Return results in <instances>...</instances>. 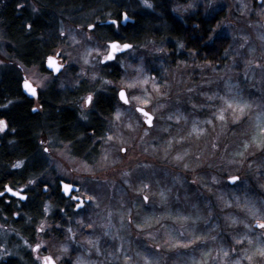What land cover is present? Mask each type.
Instances as JSON below:
<instances>
[{
    "label": "rangeland",
    "instance_id": "rangeland-1",
    "mask_svg": "<svg viewBox=\"0 0 264 264\" xmlns=\"http://www.w3.org/2000/svg\"><path fill=\"white\" fill-rule=\"evenodd\" d=\"M124 1L128 9L139 4V0ZM169 1L175 15L183 17L199 10L201 15L211 16L215 24L211 36L228 37L220 66L199 63L195 53L181 44L174 52L146 44L118 56L114 69L102 68L99 59L103 53L97 57L92 49L106 45V40L94 36L84 23L59 26L58 44L51 54L62 50L65 68L38 91L45 94L51 84L58 91H68L71 105H77L83 116L89 109L83 107L89 91L125 87L140 96L146 89L151 98L146 110L153 116V126H145L135 104L129 107L116 100L112 116L106 118L108 133L98 140V149L91 155L87 151L76 155L70 143L38 133L43 142L36 159L41 171L34 182L67 179L84 185L94 197V214L82 213L67 221L60 238L51 233L38 237L40 249L59 256L57 262L63 263L74 251L69 260L75 264H145L146 258L152 264H233L237 259L240 264H250L246 256L253 257L251 264H260L255 253L257 240L264 244V233L253 224L264 215V198L252 186L258 185V175L263 180L259 185H264V149L257 147L258 125L264 126V0ZM19 2L30 13H38L36 0ZM140 2L141 7L146 6ZM189 4L191 8H187ZM10 42L0 21V78L19 70L20 82L30 78L35 86L33 72L40 77L50 75L38 65L24 66L16 60V46ZM113 70L119 72L116 80L107 78ZM145 78L147 84L126 88L127 83ZM154 83L161 86L159 93ZM233 94L249 107L242 115L228 110L225 120L217 119L218 109L223 107L219 97ZM234 115L240 117L235 123ZM209 119L213 123H206ZM110 135L112 140L107 139ZM45 147L49 152H44ZM121 147L126 148L125 153L119 151ZM177 155L182 159H175ZM86 166L90 171L84 170ZM233 175L239 179L229 184ZM144 196L149 197L147 203ZM249 208L259 211L253 216ZM146 217L152 218L151 226L138 228ZM188 241H193L188 248L180 246ZM224 251L228 257H223Z\"/></svg>",
    "mask_w": 264,
    "mask_h": 264
},
{
    "label": "flooded vegetation",
    "instance_id": "flooded-vegetation-1",
    "mask_svg": "<svg viewBox=\"0 0 264 264\" xmlns=\"http://www.w3.org/2000/svg\"><path fill=\"white\" fill-rule=\"evenodd\" d=\"M152 7L157 8V6L154 5H152ZM145 8H147V5L145 6ZM128 10L131 11L132 9L129 8ZM169 10L170 15L173 16L176 20V26L172 28V35L174 36L173 38H180V34L183 33L184 37L198 41L199 52H193L195 53V55L199 53L200 55H202V49H205L204 57L207 58L212 41L208 40L209 35H211V16L207 14L201 15L200 11L196 10L195 12H189L188 14H185L183 17H181L180 15H175L173 13L171 6H169ZM123 13H127L125 6L122 8H118L116 2H111L109 5H105L103 10H99L97 13H95L94 17L89 20L88 23H85L87 24L86 29L97 38H108L106 42L109 39H118L121 43H126L122 42V39L128 37L127 32L130 31L129 24H132V22H125L124 24H122L121 21ZM130 14L131 12H129V14L127 13V16L129 18ZM157 14L158 16H163V18L160 19V21H163L166 15L163 12ZM113 19H119L120 26L118 29L116 28V26H111L107 23L108 21ZM170 21V19L165 18V21L163 22L168 23ZM90 23L97 25V27H95L93 30H89L88 24ZM61 24H63V21L61 22ZM73 25L80 27L82 24L77 22ZM167 27L169 26L163 25V27H159V29L157 30L159 31V33H161V35H157L159 36V38L171 36L170 31L169 29H167ZM203 30L205 31L204 35L202 33ZM187 35L189 36L187 37ZM177 45H180V43H176V50ZM126 51L116 54V59ZM100 59H102V57H100ZM116 59L107 61L104 64L100 65L102 68H111L113 65H115ZM58 60L62 62L61 57H59ZM204 63L207 64V61H205ZM114 67L115 66H113L111 69H114ZM64 68L62 69V71L64 70ZM43 72L47 71H45L43 68ZM21 82L18 85V98L13 99L10 103H8L5 109L20 104H26L28 106L29 113L33 117V121L30 125L32 129V141L30 145V147L32 148H30V162L29 164H27L25 160H22L23 163L21 167L17 169H13L11 164H8L6 166L18 171L21 168L27 166L35 169L37 165L41 166V164L36 161L37 155L41 153L40 146L42 143L41 138L38 136V132H42L44 136L46 135L50 138L55 137L56 139H59L61 141L68 142L63 139L66 138V136L64 135L69 131L68 123H62L63 121L61 119L62 114H64L65 112L73 113V116H75L74 118H76L79 123L78 125L83 127L85 131L84 135H86L83 136L84 138L82 137L80 141H74L73 143H71L70 148L72 149V151L75 152L76 155L86 153V151L87 155H91L96 151V149H98V140L102 137H105L108 133V120L106 119L107 117L102 116V106L106 102H110L115 105L116 100H118L119 91H116L114 88H110L108 91L96 89L87 92V95L89 93L93 95L94 102L93 104L88 106V113L82 116L79 115L80 112L78 111L77 105H71V101L68 99V91H58L56 89V86L54 84H51L45 91V94L38 91V95L36 97H29L28 95L23 93ZM53 90L56 91V93L54 94L56 98H53ZM36 103L37 107L35 106ZM33 108H36L37 110L32 111ZM2 109H4V107H2ZM52 112L54 113V115ZM142 120H144V117H142ZM60 122L62 123L61 126ZM71 126L73 127V125ZM94 140L97 141L94 142ZM74 144L81 145L79 146ZM2 166L4 165L0 164V168H2ZM0 176H2V173ZM36 176H38V174L26 180L23 186L13 187L14 190L17 191L23 189V192L27 196V199L22 201L18 197H13L8 193H6L4 196H0V263L4 262L5 257L12 256L14 257V259L17 258L16 261H18L19 263L40 264V261L36 259L38 251L39 256L41 257L50 255L46 253L45 249H39L35 253L32 251V248L36 245L38 237L40 235L44 234L45 237L50 235V233L52 234V236L54 234H58V238H60L63 233H65V224L67 221L75 218L77 219L78 216L82 213H88L89 215L95 213V205L93 200H84L83 205L77 208L76 204L79 203V200H73L71 198L73 196H78L83 199L85 195L92 196L90 191L92 190L91 188L88 189L90 191L88 192L87 190H85L84 185L82 186L77 182L61 178H55L53 182H48L44 179H39L37 182H34ZM29 180L33 181V183L30 185L28 184ZM61 181L71 184L72 186L76 187L77 190L71 191L69 195H65L62 191ZM3 185L4 181L2 177L0 178V191H3ZM45 185H48L47 190H45ZM26 202L29 203V217H25L22 215V209L24 208ZM46 206L47 212H45ZM5 207H7V211L10 214L7 217L5 216ZM42 222L44 225H47L45 232L37 233L36 229L41 225ZM26 233L31 236V242H27V239L22 236ZM5 234H8V241L6 242V244L4 240ZM70 252L71 254H69L66 259L62 260L63 263L57 262V264H75L72 260H69L70 257L72 258V253L74 254V251ZM23 257H27V259Z\"/></svg>",
    "mask_w": 264,
    "mask_h": 264
},
{
    "label": "trees",
    "instance_id": "trees-1",
    "mask_svg": "<svg viewBox=\"0 0 264 264\" xmlns=\"http://www.w3.org/2000/svg\"><path fill=\"white\" fill-rule=\"evenodd\" d=\"M1 1L0 21L7 39L11 41L10 43H14L16 46L14 53L15 59L21 62L24 66L38 65L42 71L45 58L51 54L58 44V31L62 21L63 23L67 22V24H74L77 22L85 24V22L88 23L89 20L94 17L95 13L99 10H103L105 5H109L111 2H116L118 8H122L124 7L123 3L125 2L124 0H36L39 10L38 13L32 14L27 10V6L17 9L16 5L18 3L21 4L19 0ZM148 3L157 6L159 9L154 7H141L140 0L139 4L132 7L133 11L126 8L128 14L131 12L130 18L133 22L132 24H129L130 31L127 32L128 37L123 38L122 42L130 43L133 47H141L146 44L161 45L163 48L171 52L176 51V43L179 42L188 50L199 52L198 41L184 37L183 33L180 34V38H173L172 28L176 26V20L169 13V6L171 5L169 0H148ZM160 12H163L166 15L163 21H165V18H168L171 21L168 23L160 21V19L163 18L161 15L158 16L157 13ZM28 24L32 25L31 29L27 27ZM163 25L169 26L167 29H169L171 36H166L165 38H159V36H157L161 35L157 30L159 27H163ZM214 26L215 24L212 21L211 28ZM204 30L202 32L203 35L205 34ZM188 36L189 35H187V37ZM100 39L104 41L108 38ZM229 43L230 41L227 36L215 37L211 41V47L207 58L204 57L205 49H202V55H200V53L196 54L195 58L199 63L207 61V64H211L216 68V65L220 66L222 64L221 57L227 50ZM172 61L176 62V58H172ZM18 72L20 71L15 70L13 73L3 75L0 78V119L5 120L7 123V128L3 132H0V164L4 165L0 168V175L2 173L0 178L3 177L4 184H9L11 187L23 186L26 180L41 171V166L39 165H37L36 169L27 166L21 168L19 171L6 166L22 160H25L26 163L29 164L31 156L30 148L32 147H30V145L32 141V129L30 125L33 121V117L29 113L28 106L26 104H20L5 109L8 103L13 99L18 98V85L21 77ZM118 73V70L112 71L108 74L107 78L116 80L119 75ZM53 98H56L54 94ZM71 98L72 96H69L68 99L71 100ZM2 107H4V109H2ZM113 108L114 105L112 103L106 102L101 109L102 116H112L114 112ZM74 117L73 113L70 112H65L61 117L63 121L61 122L65 124L68 123L69 126V131L64 135L66 138L63 139L70 144L74 141H80L83 136H86L84 135L85 131L83 127L78 125L79 123ZM61 122L60 126L62 125ZM71 125H73V127ZM38 156L39 155H37V157ZM261 178V175L257 176L256 180L259 183H257L258 185L256 186H252V189L257 191L260 196L264 198V193L262 192L264 190L261 189L264 185H259L263 184ZM26 204L22 209V215L29 217V203L26 202ZM7 210V207H5L6 217L10 215ZM22 236L27 239V242H31V236L29 234L26 233ZM23 258L27 259V257ZM16 260L17 258L14 259V257L8 256L5 257L4 262H1L0 264H24L19 263ZM258 262L264 264V259L258 258Z\"/></svg>",
    "mask_w": 264,
    "mask_h": 264
},
{
    "label": "snow or ice",
    "instance_id": "snow-or-ice-1",
    "mask_svg": "<svg viewBox=\"0 0 264 264\" xmlns=\"http://www.w3.org/2000/svg\"><path fill=\"white\" fill-rule=\"evenodd\" d=\"M144 3L147 5V7H152V5L150 3H148V0H144ZM17 9H20L23 7L22 4H17L16 5ZM192 5L189 4L187 5V8H191ZM176 10H179L176 9ZM33 11H37V9L33 8ZM262 11H264V9H262ZM123 19L127 20L128 16L127 13H123ZM109 25L111 26H116V28L118 29L120 26L119 23V19H113L107 22ZM27 27L29 29H31L32 25L28 24ZM95 27H97V25H94L92 23L88 24V28L89 30H93ZM65 33L64 31L60 32V36H64ZM89 40L92 39L91 36L88 37ZM213 39V37L211 35H209L208 40L211 41ZM133 47L132 44L130 43H121L120 40L118 39H109L106 43V45L103 44H98L94 49H92V51H95L97 54V57L101 56V53H103L102 55V59H99V63L100 64H104L107 61H112L114 59H116V54L117 53H122L125 50L131 49ZM180 47H183V45L181 44ZM241 47H243V45H241ZM63 56V51L62 50H58L53 52L52 54L48 55L46 58V61L44 62L46 64V67L48 70H50V75L48 77H40L38 72H33V75L37 77V82L34 86L33 81L30 78H25L22 81V88L23 90L31 97H36L38 95V89H43L44 87L47 86L48 83L54 82L55 77L57 76V74H59L61 72V70L64 68V64L59 63L58 62V58ZM86 64L89 62L87 59H85L84 61ZM259 66V65H257ZM138 72L142 71L141 69H137ZM148 83V78H145L143 80H138L135 82H131V83H127L126 88L127 89H134L137 87L138 84H147ZM160 85L159 84H153V88L156 92L159 93L160 90ZM118 97L119 100L124 104V105H129V107L133 106L134 104L135 106V112L139 113L142 117H144V124L148 125L149 128H151L153 126V116L150 114L149 111L146 110V107L150 104V96L147 94V90L145 89L143 95L137 96V95H132L130 92L126 91L125 87H121L119 92H118ZM209 100L213 99V97H209ZM219 99L222 101L223 107H221L220 109H218L219 111V115L216 117L217 119L223 121L225 120V113L228 110H231L234 114L239 112L241 115L244 113L245 108L249 107V105L246 102H242L239 101L237 99V94H233L232 97H226V96H220ZM93 95L91 93H89L86 97L83 98V107H88L89 105L93 104ZM36 108H33L32 111H36ZM215 115V113H214ZM117 119L120 118L121 113L119 111V109H117ZM171 118V117H169ZM239 116L238 115H234V119H233V123H235L237 120H239ZM139 119V118H137ZM260 118L258 117V120ZM206 123L211 124L213 123V121L211 119L207 120ZM129 127L131 125H128ZM259 127V139H260V143L257 145L258 148L264 149V126H260ZM7 128V123L5 120L0 119V132H3L5 129ZM145 135H147V130L145 131ZM108 140H112L113 137L110 135L107 138ZM257 139L256 136H253V140L255 141ZM43 143V142H42ZM171 146V141H169V147ZM213 147L215 148L216 145L213 144ZM249 147L248 143L244 144V148L247 149ZM119 151L121 153H125L126 152V148L121 147L119 149ZM44 152L47 153L49 152V148L45 147L44 148ZM238 155H243V153H238ZM107 157H104V159H106ZM175 159L177 160H181L182 157L177 155L175 157ZM22 161H18L17 163L12 164V168L13 169H17L20 168L22 165ZM185 167H187V165H185ZM85 171H90V169L86 166ZM125 175H127V173H125ZM239 179L238 176H230L229 177V182L230 183H234ZM126 183H128V181H125ZM33 181L29 180L28 184H32ZM62 184V190L64 192L65 195H69L72 189V185L68 184V183H64L63 181H61ZM144 188H147L148 185L144 184L143 185ZM48 185H45V190H47ZM6 193L11 194V196L13 197H18L20 200H25L27 199V196L24 194L23 189L17 191L14 190L13 187H11L9 184H4L3 185V191H0V196H4ZM73 200H79V203L76 204V207L79 208L83 205L84 200H93L94 197L93 196H88L85 195L83 197V199H81L78 196H73L71 197ZM145 203L148 202L149 197L148 196H144L143 197ZM63 211V210H61ZM259 210L255 209V208H249V212L250 214H252L253 216H255L257 214ZM45 212H47V206L45 208ZM15 215V213H14ZM151 217H146L145 221L143 224L141 225H137L138 228H142L145 226L150 227L151 225L149 224V221L151 220ZM182 219H186V218H182ZM131 223V220L129 221ZM235 223V221H233ZM89 227H91V225H89ZM245 227H249V225H245ZM255 227L260 229L262 233H264V215L261 216V219H258ZM37 233L43 232L44 231V224L43 222L41 223L40 226L37 227L36 229ZM69 231H71V229H69ZM243 238H247V237H243ZM197 240L200 239V237H196ZM89 244H92V241L88 242ZM193 243V241H188L187 243L181 244V247L184 248H188L191 244ZM237 244L240 243V240L236 241ZM248 243L252 244L253 240L252 239H248ZM258 246L256 248V255H258L261 259H264V244H260L259 243V239L257 240ZM159 247V246H157ZM41 248V244L37 243L33 248L32 251L35 253L37 252L39 249ZM119 251V249L117 250ZM233 251H235V249H233ZM229 253L227 251L223 252V257H228ZM246 259L249 260L250 264L251 261L253 259L252 256H246ZM36 259L40 261V264H57V261H59L60 257L56 256L53 257L52 255H46V256H36ZM128 257H125V260H127ZM145 264H152V262H150L149 260H145ZM233 264H240V260L237 259L233 262Z\"/></svg>",
    "mask_w": 264,
    "mask_h": 264
},
{
    "label": "water",
    "instance_id": "water-1",
    "mask_svg": "<svg viewBox=\"0 0 264 264\" xmlns=\"http://www.w3.org/2000/svg\"><path fill=\"white\" fill-rule=\"evenodd\" d=\"M259 1H260V0H259ZM121 22H122V24H124L125 22H129V23H131V22H133V20H132L131 18H129V17H128L127 20H124L123 17H122V21H121ZM263 24H264V21H263ZM125 51H126V50H125ZM117 54H118V53H117ZM46 58H47V57H46ZM45 61H46V59H45ZM45 61H44V62H45ZM58 62H59V60H58ZM59 63H60V62H59ZM43 68H44L45 71H47V72L50 73V70L47 69L45 63H43ZM61 71H62V70H61ZM60 73H61V72H60ZM57 75H58V74H57ZM21 86H22V82H21ZM22 91H23L24 94L28 95V94L23 90V88H22ZM28 96H29V95H28ZM29 97H31V96H29ZM118 100H119V97H118ZM119 101H120V100H119ZM120 102H121V101H120ZM121 103H122V102H121ZM143 123H144V120H143ZM145 126L148 127V125H146V124H145ZM227 181H228L229 184H232V183L229 182V178H228ZM61 186H62V184H61ZM76 190H77V188L74 187V186H72L71 191H76ZM62 191H63V190H62ZM22 201H23V200H22ZM255 224H256V222L253 224V227H254V228H256V227H255ZM257 229H258V228H257Z\"/></svg>",
    "mask_w": 264,
    "mask_h": 264
}]
</instances>
